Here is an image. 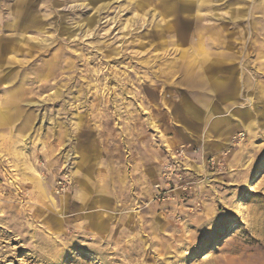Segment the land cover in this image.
Returning <instances> with one entry per match:
<instances>
[{
    "label": "rangeland",
    "instance_id": "374dc122",
    "mask_svg": "<svg viewBox=\"0 0 264 264\" xmlns=\"http://www.w3.org/2000/svg\"><path fill=\"white\" fill-rule=\"evenodd\" d=\"M0 264H264V0H0Z\"/></svg>",
    "mask_w": 264,
    "mask_h": 264
},
{
    "label": "crops",
    "instance_id": "0c3cea01",
    "mask_svg": "<svg viewBox=\"0 0 264 264\" xmlns=\"http://www.w3.org/2000/svg\"><path fill=\"white\" fill-rule=\"evenodd\" d=\"M221 58H219V60H221ZM219 60H213V61L215 62ZM214 79H217L218 82L216 81L217 83L214 85V87H212L213 92L218 93L220 91H223L227 93L226 90H228L230 87L228 88L225 86L226 85L225 80L222 81V80H219V78H214ZM225 95L226 96H224L221 99H218V100L212 99L209 102L210 107H213L214 109H216L217 115H213L208 121L206 120V123L208 124L207 126H181L178 130L180 131V135L182 139L180 138L178 140H180V142H183L184 140L191 141V140L199 139L201 142H205L207 137L209 135H212L213 136L212 138L214 139L213 143L217 144L216 146H218L220 143L219 147H222L221 145H224L225 138H228L230 134H233L234 130H236L238 127H241V126H219V125L211 126L212 123L216 121L217 119H222V120L227 119L230 117L232 111H234L236 108H240V107H237L239 106L238 100L240 99L239 98L240 95L238 98L236 97V99H235V96H237L236 94H233V95L225 94ZM234 99H235V102L237 103L236 106L231 105ZM199 111L202 112L201 113L202 115L205 112V110L201 109V107H199ZM192 112L193 111H191V113ZM208 113L210 114L212 113V111ZM192 114H195V113H192ZM204 121H205V118H204ZM170 139L172 140L173 137H170ZM214 144H211V145H214Z\"/></svg>",
    "mask_w": 264,
    "mask_h": 264
},
{
    "label": "built area",
    "instance_id": "2783aa9c",
    "mask_svg": "<svg viewBox=\"0 0 264 264\" xmlns=\"http://www.w3.org/2000/svg\"><path fill=\"white\" fill-rule=\"evenodd\" d=\"M168 171L170 172L171 169H169ZM170 176H171V172H170ZM170 181H172V180H170ZM170 184H171V183H170ZM170 184L168 185L169 187H170ZM156 186H157V185H156ZM156 190L160 191V190H161V187H160V188H157ZM159 195H161V194H159Z\"/></svg>",
    "mask_w": 264,
    "mask_h": 264
}]
</instances>
